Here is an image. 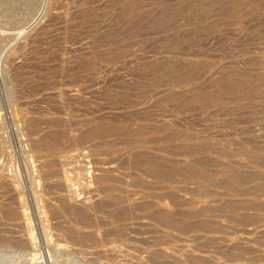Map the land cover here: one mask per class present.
Returning a JSON list of instances; mask_svg holds the SVG:
<instances>
[{
  "label": "rangeland",
  "instance_id": "rangeland-1",
  "mask_svg": "<svg viewBox=\"0 0 264 264\" xmlns=\"http://www.w3.org/2000/svg\"><path fill=\"white\" fill-rule=\"evenodd\" d=\"M24 1L0 0V264H264V0Z\"/></svg>",
  "mask_w": 264,
  "mask_h": 264
},
{
  "label": "bare ground",
  "instance_id": "bare-ground-1",
  "mask_svg": "<svg viewBox=\"0 0 264 264\" xmlns=\"http://www.w3.org/2000/svg\"><path fill=\"white\" fill-rule=\"evenodd\" d=\"M26 1V0H25ZM24 1V2H25ZM36 2V1H35ZM29 3H32V2H29ZM26 6V5H25ZM32 6V5H31ZM28 7V6H27ZM29 8V7H28ZM32 8V7H31ZM28 11V10H27ZM36 12V11H35ZM22 14V13H21ZM21 14H19V16L21 15ZM25 16V15H24ZM28 17V16H27ZM23 18V17H22ZM19 19H21V18H19ZM25 19V18H24ZM17 20H18V18H17ZM32 20V19H31ZM24 21V20H23ZM17 22H19V21H17ZM23 27V26H22ZM22 27H20V28H22ZM26 27V26H25ZM29 28V27H28ZM27 28V29H28ZM24 31V30H23ZM23 31L21 32V33H23ZM25 33V32H24ZM14 106V105H13ZM14 109V108H13ZM13 111V110H12ZM14 111H16V110H14ZM15 114V113H14ZM2 115V114H1ZM1 115H0V117H1ZM14 117H16V114L15 115H13ZM39 120V119H38ZM60 121V120H59ZM33 122V121H32ZM34 122H36L37 123V121H34ZM44 122V121H43ZM58 122V121H57ZM61 122V121H60ZM60 122H58V123H60ZM3 123V122H2ZM48 123V122H47ZM58 123H56V125L58 124ZM35 124V123H34ZM40 124V123H39ZM38 124V125H39ZM51 126H53L51 123H49ZM54 125H55V123H53ZM63 124V123H62ZM27 125V124H26ZM37 125V126H38ZM55 125V126H56ZM61 125V124H60ZM36 126V125H35ZM62 126V125H61ZM99 126V125H98ZM97 126V127H98ZM6 127V126H5ZM57 127H58V125H57ZM112 127V126H111ZM99 128V129H96V130H94L91 134H93L94 136H100V135H104V134H107L108 132H111L112 131V128L114 129V127H112V128ZM4 128V127H3ZM34 127H32V130H34L33 129ZM91 128V127H90ZM87 130V129H86ZM162 130V129H161ZM36 131H38V129L36 130ZM66 131V130H65ZM65 131H64V133H65ZM49 132V131H48ZM87 132V131H86ZM34 134H35V130H34V132H33ZM84 133V132H83ZM131 133V132H130ZM50 134V133H49ZM114 134V133H113ZM119 134V133H118ZM126 134V133H125ZM37 135V134H36ZM62 135H63V133H61V131L60 130H56V131H54L52 134H50V135H47V136H45V135H43V136H45V137H43V138H39V140H37V141H35V143H33V146H31L32 147V149L33 150H35V149H38V148H40V150H43V152L44 151H46V150H49L50 148H53V147H57V145L59 146L60 144H59V142H60V140H61V138H62ZM84 135V134H83ZM87 135V134H86ZM85 135V136H86ZM88 135H89V133H88ZM112 135V134H111ZM42 137V136H41ZM67 137V136H66ZM37 139V138H36ZM68 139V138H67ZM10 140V139H9ZM79 141V140H78ZM77 141V142H78ZM82 142V141H81ZM69 145L71 146V144L69 143ZM68 145V146H69ZM42 148V149H41ZM68 148V147H67ZM22 149V148H21ZM30 150V149H29ZM32 150V151H33ZM59 150V149H58ZM65 150V149H64ZM17 151V150H16ZM28 151V150H27ZM36 152H37V150H35ZM38 151H39V149H38ZM51 151V150H50ZM55 151V150H54ZM42 152V151H41ZM18 153V152H17ZM25 157V156H24ZM20 158H22V157H20ZM139 158V157H138ZM10 159V158H9ZM55 160V159H54ZM150 161H151V158L149 159ZM24 162V161H23ZM48 163V162H47ZM52 163H54V161L52 162ZM139 163V162H138ZM143 163V162H142ZM146 163V162H145ZM149 163V162H148ZM153 163V162H152ZM46 164V163H45ZM45 164H44V166H45ZM128 164V163H127ZM153 164H155V163H153ZM26 165V164H25ZM57 165V164H56ZM156 165V164H155ZM168 165V164H167ZM27 166V165H26ZM54 167V164H51V163H48V165H47V169H46V171L44 172V171H41V172H43L41 175H42V177L44 178H46V177H55L57 174H56V172H55V169L54 168H51V167ZM165 165H163L162 167H164ZM43 167V166H42ZM168 167V166H167ZM170 167V166H169ZM174 167V166H173ZM177 167V166H176ZM27 168V167H26ZM171 168H172V166H171ZM171 168H168V169H171ZM174 170H175V168H173ZM3 170V169H2ZM41 170V169H40ZM148 170H150V169H148ZM151 170H153V169H151ZM172 170V169H171ZM177 170V169H176ZM175 170V171H176ZM12 171H13V169H12ZM28 171V170H27ZM158 171V170H157ZM162 171H164V170H162ZM181 171V170H180ZM183 171V170H182ZM32 172V171H31ZM40 172V173H41ZM155 172V171H154ZM166 172V171H165ZM178 172H179V170H178ZM184 172V171H183ZM40 173H38V174H40ZM147 173V172H146ZM157 173V172H156ZM156 173H153V174H155L154 175V177H156ZM159 173H160V170H159ZM158 173V174H159ZM27 174H29L28 172H27ZM34 174V173H33ZM147 174H151L150 172H148ZM161 174H164L165 175V173H162L161 172ZM18 175V174H17ZM170 175V174H169ZM7 177H8V175H7ZM6 177V178H7ZM41 177V178H42ZM157 177H159V179H160V174L159 175H157ZM10 178V177H9ZM13 178V177H12ZM22 179V178H21ZM40 179V178H39ZM163 179V178H162ZM23 180V179H22ZM25 180V179H24ZM102 181V180H101ZM58 182V181H57ZM103 182V181H102ZM106 182V181H105ZM43 183V182H42ZM46 183V182H45ZM24 184V183H23ZM34 184V183H33ZM49 184V183H48ZM13 185V184H12ZM58 185V184H57ZM40 186V185H39ZM63 186V185H62ZM9 183H8V181H7V179H5V177L4 176H2V174L0 175V190H2V193H3V197H5L6 196V194L8 195V193L10 192V190H9ZM24 187V186H23ZM48 187V189L50 190V188H52V187H55V185H51V186H47ZM46 187V188H47ZM57 187V186H56ZM61 187V186H60ZM59 187V188H60ZM33 188V187H32ZM45 188V187H44ZM38 189V188H37ZM54 189V188H53ZM39 190V189H38ZM41 190V189H40ZM57 190V189H56ZM55 190V191H56ZM62 190V189H61ZM45 191H46V189H45ZM34 192V191H33ZM33 192H32V194H33ZM19 193V192H18ZM24 193V192H23ZM22 193V194H23ZM48 193H50V192H48ZM36 194H37V192H36ZM51 194V193H50ZM2 195V194H1ZM17 195V194H16ZM14 195H9L7 198H6V203H1L2 205L0 206V216L3 218V219H5L6 221H11V220H13L15 217H16V213H17V211H15V209H13L12 208V205H14V203H13V199H14V197H13ZM35 196V195H34ZM57 196V195H56ZM60 196V195H59ZM1 197V196H0ZM36 197V196H35ZM53 197H55V196H53ZM43 198V197H42ZM56 198H58V197H56ZM55 198V199H56ZM31 200V199H30ZM113 200V199H112ZM60 201V200H59ZM116 201V200H115ZM120 201V200H119ZM65 202V201H64ZM63 202V205H62V209H63V206L65 205V203ZM20 203V202H19ZM38 203V202H37ZM107 203V202H106ZM110 203V202H109ZM121 203V202H120ZM179 203V202H178ZM36 204V203H35ZM37 205H39V203L37 204ZM111 205V204H110ZM40 206V205H39ZM46 206V205H45ZM61 206V205H60ZM73 206V205H72ZM102 206V205H101ZM104 206V205H103ZM38 207V206H37ZM27 208V207H26ZM39 208V207H38ZM42 208V207H41ZM65 208H66V205H65ZM121 209H123V207L121 208ZM18 210V209H17ZM63 210H66V209H63ZM74 210V209H73ZM76 210V209H75ZM84 210V209H83ZM67 211V210H66ZM65 211V212H66ZM77 211V210H76ZM115 211V210H114ZM113 211V212H114ZM123 211H124V209H123ZM71 212V211H70ZM80 212H81V210H80ZM126 212V211H125ZM178 212V211H177ZM176 212V213H177ZM77 213V212H76ZM84 213V212H83ZM157 213V212H156ZM53 214V213H52ZM55 214V213H54ZM67 214H69V213H67ZM116 214H117V212H116ZM184 214V213H183ZM20 215V214H19ZM41 215V214H40ZM47 215V214H46ZM75 215V214H74ZM79 215V219H78V221H79V223L80 224H82V225H84V226H88L89 225V223H90V216L88 217V216H86V215H81V213L80 214H78ZM110 215V214H109ZM118 215V214H117ZM174 215H175V213H174ZM173 215V216H174ZM186 215V214H185ZM42 216V215H41ZM55 216V215H54ZM72 217V216H71ZM75 217V216H74ZM171 216H169V218H170ZM43 218V217H42ZM41 218V219H42ZM58 218V217H57ZM62 218V217H61ZM78 218V217H77ZM89 218V219H88ZM158 218V217H157ZM172 218V217H171ZM52 219V218H51ZM159 219V218H158ZM167 218L165 217V220H166ZM47 220V219H46ZM50 220V219H49ZM170 220V219H169ZM172 220H174V219H172ZM14 221V220H13ZM159 221V220H158ZM39 222H41V220L39 221ZM163 222V221H162ZM169 221H167V223H168ZM173 222V221H172ZM179 222V221H178ZM180 223V222H179ZM5 224V223H4ZM31 224V223H30ZM166 224V223H165ZM169 224V223H168ZM43 225V224H42ZM5 226V225H4ZM44 226V225H43ZM60 226V225H59ZM187 226V225H186ZM46 227V226H45ZM58 227V226H57ZM171 227V226H170ZM56 228V227H55ZM83 228V227H82ZM43 229H45L44 227H43ZM6 230V229H5ZM3 231V230H2ZM71 231V230H70ZM69 231V232H70ZM5 232V231H4ZM3 233V232H2ZM45 233V232H44ZM1 234V233H0ZM48 235V234H47ZM46 235V236H47ZM34 236V235H33ZM79 236H80V234H79ZM7 237V236H6ZM5 236L3 237L4 239L6 238ZM43 237V236H42ZM52 237V236H51ZM78 237V236H77ZM76 237V238H77ZM83 237V236H82ZM9 238V237H8ZM21 238V237H20ZM19 238V239H20ZM81 238V237H80ZM84 238V237H83ZM3 239V240H4ZM10 239H12L11 237H10ZM19 239L18 240H16V242L17 241H19ZM35 239V238H34ZM57 239V238H56ZM73 239V238H72ZM74 239H75V237H74ZM78 239V238H77ZM5 241V240H4ZM59 241V240H58ZM69 241V240H68ZM31 242V241H30ZM15 244V243H14ZM16 248V247H15ZM43 248V247H42ZM49 248V247H48ZM230 257V256H229ZM231 259V258H230Z\"/></svg>",
  "mask_w": 264,
  "mask_h": 264
}]
</instances>
